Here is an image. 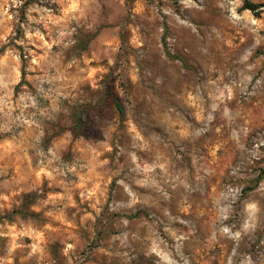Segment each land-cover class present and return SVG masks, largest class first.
Listing matches in <instances>:
<instances>
[{"label":"rangeland","instance_id":"rangeland-1","mask_svg":"<svg viewBox=\"0 0 264 264\" xmlns=\"http://www.w3.org/2000/svg\"><path fill=\"white\" fill-rule=\"evenodd\" d=\"M0 0V264H264V0Z\"/></svg>","mask_w":264,"mask_h":264},{"label":"trees","instance_id":"trees-1","mask_svg":"<svg viewBox=\"0 0 264 264\" xmlns=\"http://www.w3.org/2000/svg\"><path fill=\"white\" fill-rule=\"evenodd\" d=\"M244 2V8L249 9L251 11H256L259 7V5L255 4L254 2L250 0H242Z\"/></svg>","mask_w":264,"mask_h":264}]
</instances>
